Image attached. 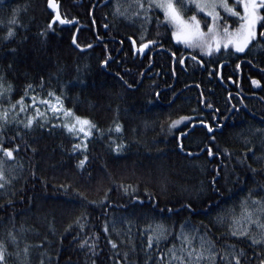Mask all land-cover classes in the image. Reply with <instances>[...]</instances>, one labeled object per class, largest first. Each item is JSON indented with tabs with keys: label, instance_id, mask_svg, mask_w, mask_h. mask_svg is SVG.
Listing matches in <instances>:
<instances>
[{
	"label": "trees",
	"instance_id": "obj_1",
	"mask_svg": "<svg viewBox=\"0 0 264 264\" xmlns=\"http://www.w3.org/2000/svg\"><path fill=\"white\" fill-rule=\"evenodd\" d=\"M102 1L57 0L61 17L76 23H53L48 35L42 37L41 29L53 16L47 0H0V38L9 26L16 31L10 42L0 39V73L5 74V84L13 86L12 93H6L0 104L7 105L9 99L15 102L26 95L28 110L17 109L16 113L19 120L26 121L28 116H35L30 107L33 95L37 100L47 99L50 89L57 94L63 89L65 106L73 108L76 115L88 117L101 130L88 137L87 150L79 154L71 149L80 141L64 128L52 126L59 123H46L39 117L31 130L16 123L4 130L3 136L16 138L5 141L3 147L20 146L10 166L23 167L17 168L16 179L8 189L15 195H0V203L9 198L16 201L0 211V235L12 227L8 217L14 213L16 228L23 224L27 229L20 248L24 243L39 244L47 237L43 247L30 249V264H40L42 252H47L46 264L48 257L51 264H65L69 258L84 264L88 249L79 250V244L93 235L98 236L97 264L122 262L128 245L113 250L107 241L120 239L112 231L113 219L117 220V228L125 229L120 218L133 212L136 250L129 260L135 264H145L147 259L143 251L147 236L142 240L139 229L149 219L169 228L168 239L159 245L161 251L179 246L176 233L185 221L189 229L198 226L201 234L207 231L218 247L237 243L238 238H229V220L219 221L217 214L221 209H234L238 215L240 202L250 189H260L256 195L264 194V170L254 173L237 164L245 145L236 135L250 126H264V47H258L264 45V40H258L245 53L230 47L207 56L174 41L170 28L157 27V18L163 21L161 11H153V18L142 29V20L113 14L117 0L99 6ZM119 2L123 5L129 0ZM18 5L21 10L17 18L24 27L8 24ZM193 11L194 7L186 15L191 16ZM228 23L234 29L239 20L233 17ZM202 28L206 31V25ZM257 28L264 31L259 23ZM142 34L159 43L152 45L142 59L133 58L130 39L138 46L144 42ZM74 35L81 48L73 45ZM13 48L16 52L10 53L8 50ZM189 53L199 62L186 59L182 67L178 58ZM106 58L108 63L103 68L101 61ZM117 73L132 87L125 85ZM253 79L259 84H253ZM29 84L33 91L25 94ZM180 117L191 119L169 128L171 121ZM117 121L123 126L120 133L115 131ZM209 125L212 132H208ZM18 131L22 137L16 136ZM121 141L124 148L114 151ZM208 147L220 155L210 157ZM226 150L231 151V158ZM85 155L88 160L82 170L78 169L76 163ZM248 163L261 168L251 157ZM213 177L216 188L211 185ZM121 184L133 187L125 192ZM106 190H110L107 200ZM77 191L83 192L88 201L98 203H87ZM186 203H191L194 211L182 210ZM169 208L175 211L168 213ZM106 222L109 234L103 231ZM239 247L247 248V244L241 242ZM9 250L14 252L15 248ZM151 255H159L155 247ZM8 264H18L16 257H10Z\"/></svg>",
	"mask_w": 264,
	"mask_h": 264
},
{
	"label": "snow or ice",
	"instance_id": "obj_2",
	"mask_svg": "<svg viewBox=\"0 0 264 264\" xmlns=\"http://www.w3.org/2000/svg\"><path fill=\"white\" fill-rule=\"evenodd\" d=\"M25 9L27 5L24 6ZM47 7L51 9L57 8V0H47ZM194 7L195 11L191 16L186 15V11L191 10ZM240 8L242 11H238ZM21 10V6H16L12 10V16L8 21L9 25H19L24 27L17 18V13ZM155 10H159L163 13V21L157 18V27L166 26L171 29V38L177 43H182L189 49H199L201 53L207 56H211L214 52H219L222 49H229L230 47L235 49L238 53H245L246 49H250L252 45L257 44L258 40H264V31H259L257 25L259 23L260 28H264V0H234L233 3H229V0H129L126 4H121L119 0L114 8V15L124 17L132 20L140 19L144 23L141 24V28H145V24L150 22L153 18L151 13ZM222 12L225 15H222ZM198 17H203L200 19ZM233 17L239 20V24L236 28H231L228 21ZM60 20L62 24L71 23L72 21L62 19L60 13L57 11L56 15L51 17L48 25L41 29L39 35L46 37L48 30L52 29L54 21ZM210 20V22H209ZM202 24L206 25L207 30L202 28ZM105 27H108L107 25ZM16 35V31L13 26H9L6 34L0 38L3 42H10ZM24 39H27L26 37ZM140 39L144 42L138 44L135 40L132 42L133 50L139 53H144L145 49L149 45L155 46L159 43L156 40H147L145 35L142 34ZM73 45L77 48H81L77 44V38L73 36ZM83 47H92V45H85ZM161 47L163 45L161 44ZM258 47H264V45H258ZM10 53H15L16 49H9ZM175 57V53L172 54ZM192 60H197V56H193L189 53ZM108 59L101 61V64L106 65ZM179 62L185 63L183 56H180ZM9 67L11 65L9 64ZM239 68L240 65L237 64ZM79 71V68L77 69ZM119 78L128 87L132 85L128 84V81L123 79L117 73ZM44 83L43 77H41V86ZM253 84H259L258 80L253 79ZM13 91L11 83L5 84V74L0 73V99H3L5 94H10ZM33 91L31 84L26 86L25 94ZM239 95V93H237ZM25 96H21L17 101L11 102L7 105L0 104V195L2 196H14L15 192H9L8 189L16 179L17 168L22 169L23 165H17L15 167L10 166L11 161L15 159L14 153L19 151V145L14 144L13 147H3L5 141L11 139L15 140L16 137L8 138L3 136L4 130L12 123L17 125H23L26 130H31L37 123L38 118L43 115L37 109L35 116H28L26 121L18 119L16 113L25 112L28 107L25 105ZM204 102V101H202ZM37 103L45 105L52 112V117L55 119H61L60 114H63V123L52 125L53 127H62L69 134H73L80 142L75 143L72 146V153L79 154L80 151L87 150V139L93 135L94 131H101L97 128V125L92 122L88 117H82L76 115L73 108H68L64 104V92L61 89L60 94L50 89L47 99H40L37 101V97H32V108L37 107ZM211 107V105H207ZM118 111V109H117ZM11 117V119H10ZM217 117H213L216 119ZM190 117H180L178 120H173L169 124V128L174 127L176 124L181 123L184 120H189ZM47 123V121H45ZM203 125L205 122L200 121ZM43 127V125H41ZM216 127H221L217 125ZM123 126L118 121L115 123V131L117 133L122 132ZM111 132V129H109ZM213 128L209 125L208 132H212ZM245 131L248 133L245 135ZM245 145L244 151L237 157V164L245 165L252 172L264 170V126L255 127L250 126L247 130H241L236 134ZM17 137H22V132L16 133ZM215 139V137H213ZM124 142L115 145L114 151L120 152L124 148ZM183 145H181V148ZM260 152L257 154V148ZM33 152L36 149H32ZM210 157L220 155V153L214 152L211 147L206 149ZM229 158L232 153L230 150H226ZM188 155H193L188 153ZM249 157L256 164L261 165V168H253L252 164L248 163ZM88 156L77 161L76 167L83 169ZM219 169H217V176L219 175ZM33 175L35 173L33 172ZM91 178V174H89ZM213 188H216V177H213L211 181ZM61 188L67 189L69 185H60ZM125 192H128L132 185H123ZM218 191V189H216ZM108 191H105L104 199H108ZM260 189H250L246 197L240 202V213L237 215L234 209H221L217 214V220H229V238H238L237 243H225L223 246L218 247L216 243L209 238L207 231L203 234L200 233L199 227L194 226L191 229L188 228V221L181 224L180 230L176 233L177 238L180 240L179 246L172 245L165 251H161L159 245L162 241H166L169 236V228L162 222H155L152 219L148 220V223L141 229H139L141 239L147 236V243L143 245V251L147 259L145 264H152L155 260L156 264H264V194L256 195ZM82 200L87 201L89 204L98 203V201H88L87 196L83 192L77 191L76 193ZM138 199V197H133ZM16 201L9 198L6 202L0 203V211L4 208L10 207ZM194 211L191 203H186L182 206V210ZM168 213H173L175 210L172 208L167 209ZM135 212L129 214L127 217H121L120 222L126 225L125 229H119L116 227L117 220L112 221V231L120 237L119 241L108 239V244L113 250H116L121 244H127L129 250L123 252V261H118L117 264H135L134 261L129 260L130 254H134L136 250L135 243L132 239V226L135 224ZM80 219L79 217L77 218ZM3 218H0L2 221ZM9 223L12 227L7 228L2 235H0V264H8L10 257L15 256L18 264H30V249L33 247H43L44 242L32 245L24 243L23 248H20V243L23 238V233L27 230L22 224L19 229L15 226V217L13 215L8 217ZM105 234H109V225L106 222L103 229ZM127 237V239H125ZM98 236L93 235L91 237H85L80 241L79 250L83 251L88 249L84 264H97L96 257L98 255L97 249ZM247 244V248L239 247V243ZM50 243V242H49ZM15 248V251H10V248ZM159 255L152 256L153 248ZM249 249L252 251L249 252ZM40 264H46L45 257L47 252H42ZM90 257V258H89ZM47 264H51V259L48 257ZM65 264H78L77 261L68 259Z\"/></svg>",
	"mask_w": 264,
	"mask_h": 264
},
{
	"label": "water",
	"instance_id": "obj_3",
	"mask_svg": "<svg viewBox=\"0 0 264 264\" xmlns=\"http://www.w3.org/2000/svg\"><path fill=\"white\" fill-rule=\"evenodd\" d=\"M107 2H108V0H103V1L99 4V6H103V5H105ZM47 9H48V11L51 12L53 15H56L57 11L59 12V4L57 3V8H56V9H51V8H48V7H47ZM59 13H60V12H59ZM61 18H62V17H61ZM62 19H63V18H62ZM52 23H58V24L61 25V26H71V25H74V24L76 23V21H75V20H72L71 23L62 24V23L60 22V20H57V21H54V22H52ZM130 42H131V46H132L133 39H130ZM151 46H152V45H149V47H148L147 49H145V52H144V53H139V52L134 51V50H133V46H132L133 54H134V55L139 54L140 58H142V57L148 52V50L151 48ZM186 57H190V56H189V55H186V56H184V59H185ZM197 62H199V61L197 60ZM223 64H224V63H223ZM223 64H221V65L219 66V71H218V75H217V79H218L219 81H220V69L222 68V65H223ZM102 67L104 68L105 65H102Z\"/></svg>",
	"mask_w": 264,
	"mask_h": 264
},
{
	"label": "rangeland",
	"instance_id": "obj_4",
	"mask_svg": "<svg viewBox=\"0 0 264 264\" xmlns=\"http://www.w3.org/2000/svg\"><path fill=\"white\" fill-rule=\"evenodd\" d=\"M206 30H207V28H206ZM37 101H39V100H37ZM31 105H32V102L30 103V107H31ZM37 109H39L40 113L43 114V115L40 116V118L44 122L45 121L51 122V123L52 122H54V123H63L64 122L63 119H62V117H63L62 113L60 114L61 119H55V118L52 117V112H51L50 109H48L43 104L37 103V107L34 108V113H32V114L36 115Z\"/></svg>",
	"mask_w": 264,
	"mask_h": 264
},
{
	"label": "flooded vegetation",
	"instance_id": "obj_5",
	"mask_svg": "<svg viewBox=\"0 0 264 264\" xmlns=\"http://www.w3.org/2000/svg\"><path fill=\"white\" fill-rule=\"evenodd\" d=\"M79 1H81V0H79ZM131 49H132V46H131ZM132 53H133V51H132ZM147 53H148V52H147ZM147 53H146L145 55H147ZM145 55H144V56H145ZM137 56L140 58L139 54H137V55H134V54H133V58H136ZM144 56H143V57H144ZM143 57H142V58H143ZM142 58H140V59H142ZM186 59H191V58H190V57H186L185 60H186ZM194 61H195V60H194ZM195 62H197V60H196ZM181 66L184 67V64H181Z\"/></svg>",
	"mask_w": 264,
	"mask_h": 264
}]
</instances>
